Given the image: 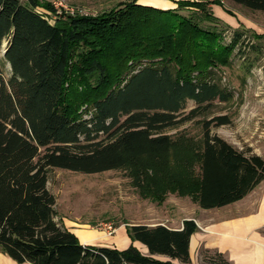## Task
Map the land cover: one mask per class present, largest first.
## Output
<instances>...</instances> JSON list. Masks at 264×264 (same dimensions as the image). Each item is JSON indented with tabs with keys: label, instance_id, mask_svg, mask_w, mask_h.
Returning <instances> with one entry per match:
<instances>
[{
	"label": "trees",
	"instance_id": "1",
	"mask_svg": "<svg viewBox=\"0 0 264 264\" xmlns=\"http://www.w3.org/2000/svg\"><path fill=\"white\" fill-rule=\"evenodd\" d=\"M231 1L264 13V0ZM38 6L56 12V20ZM204 9L197 17L126 0L99 14H61L42 0H0V55L10 65L7 76L0 66V251L32 264H195L194 219L179 229L129 225L130 238L149 255L133 243L125 249L81 243L59 216L49 172L98 173L165 155L174 143L167 128L232 99L217 70L237 54L248 59L250 51L260 52L263 35L207 27L204 21L214 18ZM188 99L197 106L186 113ZM231 122L225 114L202 124L194 155L200 170L192 180L204 209L236 202L264 180V158L211 132ZM191 166L175 178L179 195L191 192L185 185ZM155 167L165 171L167 162ZM160 193L154 191L158 202ZM197 264L234 263L203 248Z\"/></svg>",
	"mask_w": 264,
	"mask_h": 264
},
{
	"label": "rangeland",
	"instance_id": "2",
	"mask_svg": "<svg viewBox=\"0 0 264 264\" xmlns=\"http://www.w3.org/2000/svg\"><path fill=\"white\" fill-rule=\"evenodd\" d=\"M42 1L49 2L57 11L61 10V14H99L126 0ZM145 1L139 0L141 3ZM164 1H169L166 4L168 6L159 8L169 9L170 7L182 15L198 17L204 14V7H206L211 17L214 18L212 22L204 21L203 25L207 27L217 23L220 27L227 26L215 15L214 7L220 6L225 12L235 17L241 24L239 27L247 29L249 35L253 36L254 33L263 35L258 41L262 45L261 51H250L248 59H245V55L243 57L237 54L229 66L217 70L221 85L232 93V99L228 102L216 100L214 105L203 111L201 115L167 128L165 132L172 136L174 143L165 155H154L156 158L151 154L140 156L134 158L126 166L98 173H83L58 167L50 169L49 187L57 197V210L63 222L76 229V233L82 234V240L89 236L90 228L111 238H109L110 242L95 240L94 245L120 248L119 246L124 245L121 240L124 238L127 242L126 236L130 238L128 227L132 224L155 226L164 223L168 226H175L182 217L186 216L183 208L177 205L178 200L186 201L191 206H194L193 204L199 206L194 199L197 184L192 178L198 176L200 170L198 156L196 158L194 155L200 150L204 120L216 115H230L231 123L212 125L211 132L222 136L247 155L256 154L249 146L250 140L254 137L252 133L262 134L261 132H264V119L257 115L258 113L251 106V104L255 105L256 102L264 100V13L246 8L231 0ZM38 8L50 21L56 20L58 15L56 12L45 6H38ZM230 32L231 29H228L227 35ZM249 62H254L251 71L247 68ZM0 66L7 76L10 65L1 55ZM196 106L194 100L188 99L183 111L188 113ZM87 107L88 104H83L81 110ZM256 123L259 127H256ZM157 160L167 162L165 171L156 169ZM190 160L193 161L190 162ZM186 164L192 165V177L185 182L187 189L192 188L190 189L192 193L179 195L178 190L174 189V186L179 184V180L175 178L183 174ZM153 167L156 169L155 172ZM155 190L161 192L162 202L155 199ZM156 195L158 196V193ZM111 231H113L112 234H110ZM111 240L115 242L111 243ZM135 242L130 238L129 245L132 243L136 245ZM136 246L148 253L138 244ZM203 248L200 249L199 254ZM197 258L198 255H192L195 264L199 261Z\"/></svg>",
	"mask_w": 264,
	"mask_h": 264
},
{
	"label": "crops",
	"instance_id": "3",
	"mask_svg": "<svg viewBox=\"0 0 264 264\" xmlns=\"http://www.w3.org/2000/svg\"><path fill=\"white\" fill-rule=\"evenodd\" d=\"M138 3L159 8L168 6L166 4L169 3V1L146 0L144 3H141L138 0ZM214 10L216 11L215 15H217L222 22H225V25L230 26L231 28H239V25H241L235 17L228 14V12H225L220 6H217V8L214 7ZM251 106L258 113L257 115L264 119V100L256 102L255 105L251 104ZM256 127H259L258 123H256ZM261 133L262 134L252 133L254 137H251L252 139L250 140L251 142L249 143V146L252 147V150H254L257 155L264 157V132ZM183 203L185 205H183ZM177 205L183 208L186 216L182 217L181 221L177 222L175 226L169 227L176 229L182 228L183 222L186 219H194L198 225L197 231L191 237V259L192 255L196 254V256L198 255L197 259L199 260V251L204 247L218 249L227 255L229 260L234 264H264V180L244 198L225 206L204 209L202 207L199 208V206H196L195 204H193L194 206H191L188 202H181L179 200L177 201ZM197 205L199 204L197 203ZM65 225L78 236L83 244L94 245L93 242L95 240L100 239L101 241L106 242L107 240L109 241L110 238L108 235H103L97 230L90 228L89 236H86L82 240V234L80 235V233H76V229H73L68 224L65 223ZM126 237L127 242L123 246H119L120 248L118 249H125L129 246L130 238L128 236ZM114 242L115 241L111 240V243ZM136 243L143 247L144 251L147 250L148 252V247L140 243V241H136L135 244ZM116 245L118 246V244ZM143 253L146 255L150 254V252ZM155 257L160 258L158 255H155ZM0 264L32 263H19L7 253L0 251Z\"/></svg>",
	"mask_w": 264,
	"mask_h": 264
},
{
	"label": "built area",
	"instance_id": "4",
	"mask_svg": "<svg viewBox=\"0 0 264 264\" xmlns=\"http://www.w3.org/2000/svg\"><path fill=\"white\" fill-rule=\"evenodd\" d=\"M56 7H57V6H56ZM57 9H58V7H57ZM37 10H38L39 12H41V13L44 14V12L41 11L39 8H37ZM58 13H61V10L58 9ZM44 15H45V14H44ZM45 17L48 18L46 15H45ZM48 19H49V18H48ZM112 233H113V231L110 232V234H112Z\"/></svg>",
	"mask_w": 264,
	"mask_h": 264
},
{
	"label": "bare ground",
	"instance_id": "5",
	"mask_svg": "<svg viewBox=\"0 0 264 264\" xmlns=\"http://www.w3.org/2000/svg\"><path fill=\"white\" fill-rule=\"evenodd\" d=\"M123 239H124V238H123ZM123 239L121 240V242L123 241V243L125 244V242H126V239H124V240H123Z\"/></svg>",
	"mask_w": 264,
	"mask_h": 264
},
{
	"label": "water",
	"instance_id": "6",
	"mask_svg": "<svg viewBox=\"0 0 264 264\" xmlns=\"http://www.w3.org/2000/svg\"><path fill=\"white\" fill-rule=\"evenodd\" d=\"M7 44H5V46H6ZM4 53L6 52V49L3 51ZM148 252H149V250H148Z\"/></svg>",
	"mask_w": 264,
	"mask_h": 264
}]
</instances>
